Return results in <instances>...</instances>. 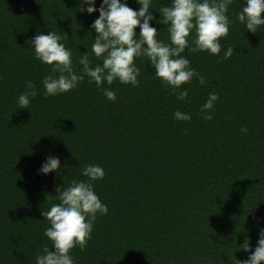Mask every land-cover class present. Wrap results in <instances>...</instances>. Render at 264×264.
Here are the masks:
<instances>
[{"label":"trees","instance_id":"16d2710c","mask_svg":"<svg viewBox=\"0 0 264 264\" xmlns=\"http://www.w3.org/2000/svg\"><path fill=\"white\" fill-rule=\"evenodd\" d=\"M100 0H97L98 7ZM170 0H155V10ZM79 0H0V264H35L51 242L42 212L58 203L56 188L85 180V165L105 176L94 191L107 205L97 216L75 264H239L247 237L254 250L264 226V25L248 31L236 20L244 0H233V23L221 51L183 54L206 83L182 85L185 101L163 85L146 58L135 61L139 85L114 81L109 101L88 78L75 90L45 97L42 78L50 66L34 56L30 39L54 30L72 51L74 68L91 54L89 25L99 13L77 11ZM134 10L135 0H128ZM153 15L159 18V13ZM264 15V13H262ZM168 42L167 26L151 22ZM139 32V28L136 29ZM194 47V44L190 45ZM231 47L232 55L223 59ZM38 89L28 109L18 108L25 82ZM218 100L205 120L200 106ZM190 113L179 121L173 113ZM246 128L247 132L241 129ZM48 156L61 168L38 169ZM264 264V261L261 262Z\"/></svg>","mask_w":264,"mask_h":264},{"label":"clouds","instance_id":"9594fccd","mask_svg":"<svg viewBox=\"0 0 264 264\" xmlns=\"http://www.w3.org/2000/svg\"><path fill=\"white\" fill-rule=\"evenodd\" d=\"M139 8L134 10L128 0H79L77 11L99 15L89 25L94 30V42L91 54L101 63L93 64L89 52L82 53L77 63L79 71L74 68L72 51L62 41L65 37L51 30L46 34L38 32L30 41L34 56L41 63L50 66V75L42 78L43 95L57 96L75 90L88 78L109 101L116 100V94L109 87L114 81L136 87L140 81V70L135 61L146 58L154 68L155 76L163 85L172 88L176 99L185 101L188 89L182 85L191 83L193 78L201 85L206 83L190 61L183 55L188 51H206L218 55L221 51L220 39L227 37L229 26L233 21L226 15L233 0H170V4L155 10V0H135ZM155 10L159 18L153 15ZM264 0H244L242 10L236 13V20L244 24L248 31L257 32L264 25ZM157 24L167 26L168 42L158 38ZM137 27L139 32L136 31ZM194 44V47L190 45ZM233 53L231 47L224 51L223 59ZM25 89L17 98L18 108L28 109L31 99L38 95V89L32 81L25 82ZM218 100L216 93H209L207 100L200 106L203 119L211 120L210 110ZM173 118L190 121L191 114L175 111ZM247 132L246 128L241 129ZM61 162L58 157L48 156L38 169V174L58 173ZM85 180H73L66 187L58 186L56 193L58 203L42 212L48 222L44 236L51 242L37 255L35 264H75L72 249L79 247L83 251L93 230L97 216L108 214V207L101 202L94 191L95 181L102 180L105 172L99 165H85L81 170ZM258 239L254 250L246 237L237 250L248 253L247 259L239 264H261L264 261V226H258Z\"/></svg>","mask_w":264,"mask_h":264}]
</instances>
